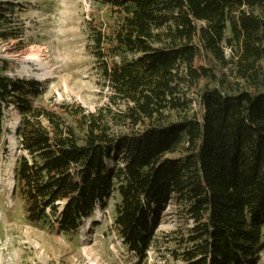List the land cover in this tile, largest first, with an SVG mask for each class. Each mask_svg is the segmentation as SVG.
Instances as JSON below:
<instances>
[{
	"label": "trees",
	"instance_id": "trees-1",
	"mask_svg": "<svg viewBox=\"0 0 264 264\" xmlns=\"http://www.w3.org/2000/svg\"><path fill=\"white\" fill-rule=\"evenodd\" d=\"M88 22L110 120L33 106L34 80L1 75L0 160L18 117L14 198L25 222L78 235L116 192L113 227L140 261L171 205L192 221L180 264H252L264 251V0H94ZM0 0V42L18 39ZM227 54V56H226ZM4 69V70H3ZM94 223L93 225H97Z\"/></svg>",
	"mask_w": 264,
	"mask_h": 264
},
{
	"label": "rangeland",
	"instance_id": "rangeland-1",
	"mask_svg": "<svg viewBox=\"0 0 264 264\" xmlns=\"http://www.w3.org/2000/svg\"><path fill=\"white\" fill-rule=\"evenodd\" d=\"M8 2L10 28L18 39L0 42V67L4 63L5 68L1 75L40 83L43 95L33 102L34 107L61 116L66 110L80 108L104 120L123 111L124 106L113 105L101 87L100 64L94 61L87 38L88 22L112 25L113 18L105 8L94 0ZM29 50L40 52L35 64L20 58ZM6 124L8 129L11 124L18 126V117L11 110ZM6 143L9 154L0 160V264H180L175 255L183 249L192 221L176 205L169 206L157 221L151 248L142 261L133 259L135 255L114 231V209L119 203L116 192L100 218L85 221L76 236L28 225L13 196L15 163L24 154L15 133ZM252 264H264V251Z\"/></svg>",
	"mask_w": 264,
	"mask_h": 264
},
{
	"label": "bare ground",
	"instance_id": "bare-ground-1",
	"mask_svg": "<svg viewBox=\"0 0 264 264\" xmlns=\"http://www.w3.org/2000/svg\"><path fill=\"white\" fill-rule=\"evenodd\" d=\"M39 53L40 52L38 50H29V51L23 53L20 58L24 62H26L27 64H29V63H34L35 64L40 59V56H39L40 54ZM10 126H11V128H13V124H11ZM13 133H15V130L10 131V135L13 134ZM100 216H101L100 213H96V215L90 220L91 221H96V220H98L100 218Z\"/></svg>",
	"mask_w": 264,
	"mask_h": 264
},
{
	"label": "water",
	"instance_id": "water-1",
	"mask_svg": "<svg viewBox=\"0 0 264 264\" xmlns=\"http://www.w3.org/2000/svg\"><path fill=\"white\" fill-rule=\"evenodd\" d=\"M8 128H9V127H8ZM8 130H9V131H12V130L17 131V127H14V126H13V128L10 127V129H8ZM14 193H15V191H13V194H14Z\"/></svg>",
	"mask_w": 264,
	"mask_h": 264
}]
</instances>
